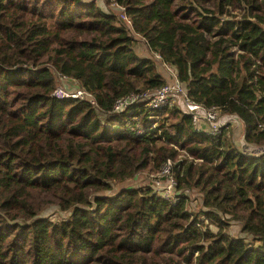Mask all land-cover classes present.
<instances>
[{"label":"trees","instance_id":"16d2710c","mask_svg":"<svg viewBox=\"0 0 264 264\" xmlns=\"http://www.w3.org/2000/svg\"><path fill=\"white\" fill-rule=\"evenodd\" d=\"M171 74L219 137L113 112ZM62 78L95 104L53 98ZM168 160L175 200L132 184ZM0 264H264V0H0Z\"/></svg>","mask_w":264,"mask_h":264},{"label":"built area","instance_id":"2783aa9c","mask_svg":"<svg viewBox=\"0 0 264 264\" xmlns=\"http://www.w3.org/2000/svg\"><path fill=\"white\" fill-rule=\"evenodd\" d=\"M122 20L130 25V21L125 15L120 16ZM51 96L58 100L72 99L84 100L89 99L92 104H95L92 97L80 90L69 89L66 87H56ZM139 105H145L149 110L153 111L158 108H178L183 110L191 117L192 124L196 130L207 132L214 137L221 135L222 124L220 122V114L217 108L205 106L191 100L184 86L177 80L174 74H171V80L154 91L132 92L131 94L118 99L113 106L114 113L128 112L131 109H137ZM159 119V118H158ZM150 113L146 120L155 122L158 120ZM136 128L133 129L136 135H144L145 130L141 125L139 117H135ZM232 125H236V121H230ZM154 126V125H153ZM172 162L170 160L161 167L159 174L164 178V186H161V181L152 179L154 190L163 198L175 200L176 195L180 192L176 189V181L171 173Z\"/></svg>","mask_w":264,"mask_h":264},{"label":"rangeland","instance_id":"374dc122","mask_svg":"<svg viewBox=\"0 0 264 264\" xmlns=\"http://www.w3.org/2000/svg\"><path fill=\"white\" fill-rule=\"evenodd\" d=\"M106 6H107V4H106ZM231 14L237 16L235 11H231ZM242 14L243 13L241 12V15ZM134 46H136V48L139 46V48L137 49V53L140 56L147 55V52L144 48V44L141 41V39H138V42ZM163 70H166V68L162 69V73H164L165 77H168L166 74V71H163ZM169 71L170 70H168V74H169ZM61 82L63 84V85H60L61 87H66V88H69L72 90L75 89V88H70V84H69V81L67 79L62 78ZM220 119H221V117H220ZM221 122H222V120H221ZM236 127H237V124L233 125L230 129H228V131H226V133H225V136L227 137L228 141H230L233 145L241 148L242 144H243L242 133H241L242 126H239V128H236ZM188 156L189 155L187 153L182 152V153H180V156L176 159V161L183 158V157L187 158ZM176 161H174V162H176ZM153 178L155 180L158 179L159 181H161V183H160L161 186H164V182H163L164 178L161 177L159 172H152L150 170H145V172L137 174L136 178L132 181V184H134L136 186H141V187H144L147 185H152V179ZM188 194H189V202L186 204L187 210L192 211V212H198L200 207H201L200 206V194L198 192H195V191L189 192ZM229 232L233 236L237 235L236 229H233L232 231H229Z\"/></svg>","mask_w":264,"mask_h":264}]
</instances>
